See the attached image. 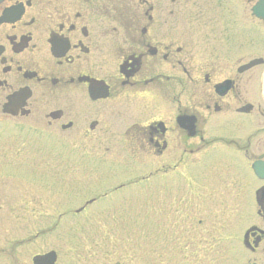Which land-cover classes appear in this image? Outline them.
I'll use <instances>...</instances> for the list:
<instances>
[{
  "label": "flooded vegetation",
  "instance_id": "af4514ba",
  "mask_svg": "<svg viewBox=\"0 0 264 264\" xmlns=\"http://www.w3.org/2000/svg\"><path fill=\"white\" fill-rule=\"evenodd\" d=\"M0 129V264H264V0H0Z\"/></svg>",
  "mask_w": 264,
  "mask_h": 264
},
{
  "label": "rangeland",
  "instance_id": "374dc122",
  "mask_svg": "<svg viewBox=\"0 0 264 264\" xmlns=\"http://www.w3.org/2000/svg\"><path fill=\"white\" fill-rule=\"evenodd\" d=\"M1 130L6 132V130L0 129V133H2ZM11 147L12 146L9 145L6 149L9 148L10 150ZM0 148H2L1 145ZM0 150L4 151L2 149ZM0 158L3 161L2 165H7V162L4 160L6 159V156L2 155ZM0 163L2 162L0 161ZM0 175L5 174L4 172H1ZM6 180L7 178L5 177V181ZM73 189L74 188L66 187L64 188V193L58 196H52V198L49 199H35V201H28V203L23 201L17 202V206L20 205L19 207H22L23 209L26 208V210L24 212L20 210L15 211L11 215H44L43 213L46 212L47 203H49L52 217L51 244L59 246L60 249H62L63 245L64 249L69 250V254H74V250L77 249L78 245L103 244L106 246L108 244V231L111 217L140 215L139 202L135 203L134 201L125 207H121V209L118 210L119 213L116 215H103V213L99 214L97 212L107 211L108 209L105 207L98 208L96 206H89L86 214L72 215L68 210L82 205L84 200L91 196L83 194L84 192L82 188H80L78 193L76 192L78 191L77 189ZM29 198L34 199L35 196H30ZM14 205L15 204H12L11 206ZM12 212L13 210H11V213ZM65 212L68 214H65ZM59 215H67V217L65 220H59ZM64 227L71 230L67 231L66 235H64L60 230V228ZM71 259H76V257H71Z\"/></svg>",
  "mask_w": 264,
  "mask_h": 264
},
{
  "label": "water",
  "instance_id": "95a60500",
  "mask_svg": "<svg viewBox=\"0 0 264 264\" xmlns=\"http://www.w3.org/2000/svg\"><path fill=\"white\" fill-rule=\"evenodd\" d=\"M42 259L47 260V261L53 260L52 256H50V255H45Z\"/></svg>",
  "mask_w": 264,
  "mask_h": 264
}]
</instances>
